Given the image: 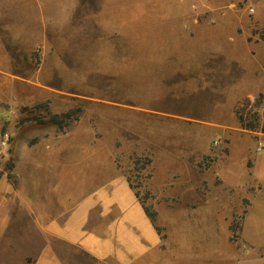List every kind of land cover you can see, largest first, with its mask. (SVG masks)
I'll list each match as a JSON object with an SVG mask.
<instances>
[{
  "label": "rangeland",
  "instance_id": "374dc122",
  "mask_svg": "<svg viewBox=\"0 0 264 264\" xmlns=\"http://www.w3.org/2000/svg\"><path fill=\"white\" fill-rule=\"evenodd\" d=\"M15 1L0 0V133L10 134L0 174L17 181L22 142L62 144L70 185L81 161L86 182L126 177L167 264H264V221L251 216L264 188V99L244 92L237 65L242 24L247 40L264 38V0H181L200 12L175 25L71 20L45 46L29 44L30 8ZM52 114L62 129L39 122Z\"/></svg>",
  "mask_w": 264,
  "mask_h": 264
},
{
  "label": "crops",
  "instance_id": "0c3cea01",
  "mask_svg": "<svg viewBox=\"0 0 264 264\" xmlns=\"http://www.w3.org/2000/svg\"><path fill=\"white\" fill-rule=\"evenodd\" d=\"M107 1L14 3L30 8L29 30L35 31L29 35L32 46L48 45L47 31L62 29L71 20L131 24L139 19L147 21L148 15H160L162 22L175 25L181 14L200 12L182 6L181 0H153V6H148L149 0H109L106 5ZM219 8L209 6L205 10ZM242 26L238 37L244 54L238 57L237 65L248 83L244 92L263 94L264 99V38L255 34L247 40L250 28L244 23ZM49 52L54 53L44 49V56ZM54 139L52 136L50 140ZM55 144L51 150L40 152L32 151L27 142L20 144L14 169L17 185L10 182L7 172L0 174V264H167L162 238L126 177L113 174L101 179L97 172L86 182L81 161L75 165L76 177L70 185L67 148ZM35 145L43 149L44 140ZM22 165L27 166L25 174L21 173ZM50 171L55 178L48 182ZM251 216L264 221V188Z\"/></svg>",
  "mask_w": 264,
  "mask_h": 264
},
{
  "label": "trees",
  "instance_id": "16d2710c",
  "mask_svg": "<svg viewBox=\"0 0 264 264\" xmlns=\"http://www.w3.org/2000/svg\"><path fill=\"white\" fill-rule=\"evenodd\" d=\"M35 107H39L38 105L37 106H35ZM35 116V115H34ZM67 116V114H65L64 115V117H66ZM34 120V121H37L36 119H38V120H40L39 119V117H25V119L24 120ZM40 123H43V122H48V123H50V124H53V125H55V126H57V128L58 129H62L63 128V124H62V121H61V119H60V117L58 116V115H56V114H52V115H50L49 117H47L46 118V121H39ZM261 131L262 132H264V127H262L261 128ZM7 177H8V179L10 180V182L13 184V185H15L16 184V180L14 179V177H13V175L11 174V173H9V172H7ZM143 206V205H142ZM144 208V207H143ZM144 210H145V208H144ZM146 211V210H145ZM146 213H147V211H146ZM147 215L150 217V219L152 220V217L147 213ZM152 222H153V220H152ZM157 229V228H156ZM158 230V229H157Z\"/></svg>",
  "mask_w": 264,
  "mask_h": 264
},
{
  "label": "built area",
  "instance_id": "2783aa9c",
  "mask_svg": "<svg viewBox=\"0 0 264 264\" xmlns=\"http://www.w3.org/2000/svg\"><path fill=\"white\" fill-rule=\"evenodd\" d=\"M10 141V134L7 131L0 133V152L5 149Z\"/></svg>",
  "mask_w": 264,
  "mask_h": 264
}]
</instances>
